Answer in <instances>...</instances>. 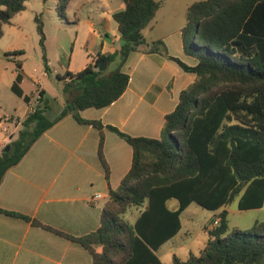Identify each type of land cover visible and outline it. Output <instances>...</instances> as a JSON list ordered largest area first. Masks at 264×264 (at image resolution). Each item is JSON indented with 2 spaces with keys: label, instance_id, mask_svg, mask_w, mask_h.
I'll use <instances>...</instances> for the list:
<instances>
[{
  "label": "trees",
  "instance_id": "1",
  "mask_svg": "<svg viewBox=\"0 0 264 264\" xmlns=\"http://www.w3.org/2000/svg\"><path fill=\"white\" fill-rule=\"evenodd\" d=\"M29 0H0V40L4 26L26 10ZM73 0H59L57 13L67 21L66 11ZM124 9L113 14L121 44L113 54L99 53L78 73L58 76L67 95L60 114L49 119V103L41 92L39 105L22 121L19 137L10 151L0 153V185L5 174L16 167L34 144L65 117L91 125L100 131L98 157L109 181L104 158L107 128L133 149L132 167L117 189H110L102 210L100 226L94 233L74 238L33 221L89 251L92 264H163L158 250L182 229L181 215L191 205L220 214L219 223L206 227L208 241L199 256L187 260L174 257L173 264H264V220L253 230H230L228 209L240 197V210L264 207V0H201L187 10V25L182 29L184 51L197 59L194 67L173 58L163 41L148 43L143 31L155 20L163 0H121ZM45 69L44 25L35 17ZM147 47L175 60L196 80L180 94L176 109L165 118L160 139L133 137L116 127L81 117L87 109H104L121 98L130 83L122 71L131 53ZM24 54L14 51L7 58ZM117 63L113 71H100ZM17 76L12 91L30 104L24 94L22 61H16ZM69 80V81H68ZM70 98V99H68ZM1 122V118H0ZM8 146V145H7ZM178 201L170 210L168 203ZM132 208H144L134 224L125 220ZM0 213L31 219L0 209ZM96 247H100L98 252Z\"/></svg>",
  "mask_w": 264,
  "mask_h": 264
},
{
  "label": "crops",
  "instance_id": "2",
  "mask_svg": "<svg viewBox=\"0 0 264 264\" xmlns=\"http://www.w3.org/2000/svg\"><path fill=\"white\" fill-rule=\"evenodd\" d=\"M30 1L26 2L25 11L17 14L10 25L4 26L3 38L9 26L21 25L17 18L28 10ZM76 1L73 0L67 8L66 22L70 24L71 21L68 15H78L74 25L86 37L82 47L86 49L87 57L75 70L73 53L69 63L63 66L64 73L54 67L51 59L48 60L49 71L41 67L36 70L37 73H25L23 68L24 79L20 87L25 95L33 98L21 117L6 119V122L16 124L12 134H8L9 128L5 127V120L0 114V153L6 145L16 140L15 132L23 127L22 121L36 104L39 105L41 92L48 94L46 85L53 74L58 77L67 71L78 73L92 63L99 53L113 54L119 48L121 36L113 14L123 10L124 3L79 0L74 5ZM163 1L155 20L143 31L144 37L148 43L163 41L171 57L194 67L198 61L185 53L182 29L187 25V10L195 2ZM81 13H86L87 18H83ZM83 28H86L85 31ZM58 29L62 30L63 27L59 25ZM24 49L22 44L16 43L4 52ZM149 49L142 47L131 53L122 67V71L130 75V83L121 98L107 108L81 112L83 119L116 127L133 137L161 138L166 116L176 109L180 94L194 83L196 75L186 72L173 59L150 53ZM116 67L117 63H113L107 68L113 71ZM10 75L16 79L17 70ZM0 76L8 77L9 73H0ZM1 107H5L3 102ZM103 134V153L110 171L109 181L98 157L100 131L91 125L78 123L72 116L65 117L42 135L23 160L5 174L0 185V209L26 216L31 222L0 213V264H92L88 250L50 230L34 226L32 222L38 221L74 238L97 231L110 189L115 190L121 185L133 162V149L124 139L107 128L103 129ZM169 203L170 210H176L179 206L172 208ZM191 205L181 215L180 232L158 250L157 255L162 263L164 255H172L174 260L175 250L183 247L177 240L185 228L183 215ZM133 209L137 210V214L131 213L132 218L127 220L131 224L144 210L132 208L129 212ZM220 212H214L213 218L199 231L200 234L206 232V227ZM96 250L100 252L101 248L96 247Z\"/></svg>",
  "mask_w": 264,
  "mask_h": 264
},
{
  "label": "rangeland",
  "instance_id": "3",
  "mask_svg": "<svg viewBox=\"0 0 264 264\" xmlns=\"http://www.w3.org/2000/svg\"><path fill=\"white\" fill-rule=\"evenodd\" d=\"M31 0L28 4V10L19 16L17 19L21 22V25L14 24L9 26L6 30L5 37L0 41V73H9L8 77L0 76V114L5 120V127L9 128L8 134H12L16 128V124L13 122H6L9 117L18 118L21 117L24 109L28 107V104L23 98L17 96L11 89L15 78L10 75L17 70L16 60H21L25 73H37L38 68L44 67L43 50L40 44V35L37 30L35 17L39 16L44 25V33L46 37V55L47 59H51L54 67L60 72L64 73V64L69 63L71 55L74 53V68H79L86 59V49L82 47L86 37L81 35L80 31L75 29L74 21L78 17L76 13L68 15L70 24L62 20L57 13V4L59 0ZM77 0L76 3H78ZM117 3H122L121 0ZM198 2L201 0H193ZM123 4V3H122ZM164 4V1H163ZM27 6V5H26ZM77 12V11H76ZM80 12V11H79ZM71 13V10H70ZM78 14V13H77ZM81 16L87 18L86 13H81ZM62 26L63 29L59 30L58 26ZM22 26V28H21ZM86 28L82 30L85 31ZM80 32V33H79ZM78 34V36H77ZM78 41L76 42V39ZM16 43L24 46V54L12 59L5 57V49L12 48ZM60 61V62H59ZM46 100L51 104V108L47 115L49 119L56 118L62 111L64 105L67 103V95L63 91V83L58 77L53 74L51 79L47 81ZM34 88V87H33ZM70 99V98H68ZM44 101V103H45ZM1 102L5 107H1ZM43 103V105H44ZM38 104H36V107ZM21 107V109H20ZM23 129L15 132V139H18L19 132ZM7 146V145H6ZM5 146V147H6ZM4 147V149H5ZM240 197H237L229 206V228L233 230L238 228L240 230H253V226L256 222L264 220V208L252 209V210H240L238 208V202ZM169 205L172 208H177L178 201L172 200ZM137 214V210L133 209L132 212L124 217L125 220H130L132 214ZM215 213L207 210L198 204L194 203L183 215L184 231L179 236L178 242L183 247L179 250H175V255L182 259H188L193 254L199 256L201 250L206 246L208 241V235L206 232L202 234L199 231L203 225L208 223ZM163 264H172L173 256L164 255Z\"/></svg>",
  "mask_w": 264,
  "mask_h": 264
},
{
  "label": "water",
  "instance_id": "4",
  "mask_svg": "<svg viewBox=\"0 0 264 264\" xmlns=\"http://www.w3.org/2000/svg\"><path fill=\"white\" fill-rule=\"evenodd\" d=\"M107 69V63L106 62H102L101 65H100V68L99 70L100 71H105ZM49 104V101L46 100L43 107L44 106H47ZM5 152H9L10 151V146H6L5 149H4ZM230 205L227 206V209L229 208Z\"/></svg>",
  "mask_w": 264,
  "mask_h": 264
},
{
  "label": "built area",
  "instance_id": "5",
  "mask_svg": "<svg viewBox=\"0 0 264 264\" xmlns=\"http://www.w3.org/2000/svg\"><path fill=\"white\" fill-rule=\"evenodd\" d=\"M68 81H69V80H68ZM98 197H100V196H98ZM218 223H219V219L216 220L213 224H211V225L209 226V229H213L215 226L218 225Z\"/></svg>",
  "mask_w": 264,
  "mask_h": 264
}]
</instances>
